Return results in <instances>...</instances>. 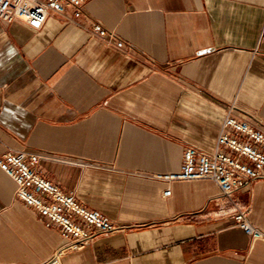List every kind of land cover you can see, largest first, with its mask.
Masks as SVG:
<instances>
[{"label":"crops","instance_id":"obj_1","mask_svg":"<svg viewBox=\"0 0 264 264\" xmlns=\"http://www.w3.org/2000/svg\"><path fill=\"white\" fill-rule=\"evenodd\" d=\"M73 15L40 29L0 19V155L56 156L43 174L123 227L62 264H264V238L219 212L214 181L155 177L179 170L188 145L213 151L231 102L264 123V0H90ZM16 188L0 167V264L41 263L64 238ZM235 196L264 229V178Z\"/></svg>","mask_w":264,"mask_h":264},{"label":"built area","instance_id":"obj_2","mask_svg":"<svg viewBox=\"0 0 264 264\" xmlns=\"http://www.w3.org/2000/svg\"><path fill=\"white\" fill-rule=\"evenodd\" d=\"M90 0H0V19H21L33 29L43 27L50 13L74 15L71 21L84 14ZM91 33L106 44L122 50L132 45L125 42L115 30L91 20ZM237 105L231 102L225 115L216 146L213 151H203L194 145L184 150L181 167L177 171L159 173L156 178L172 183L197 179H210L221 190L215 200L219 212L231 214L235 224L252 238H264V229L250 217V209L244 207L235 193L254 179L264 178V123L249 116L237 114ZM44 158H57L43 151L32 149H5L0 155V167L17 184L16 195L33 206L48 226L57 225L64 238L52 255L37 264H62L64 257L83 249L97 233H113L123 227L99 210L89 209L77 201L75 193L65 192L39 168ZM172 189L167 187L164 195Z\"/></svg>","mask_w":264,"mask_h":264}]
</instances>
